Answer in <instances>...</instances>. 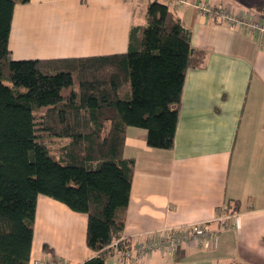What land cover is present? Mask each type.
Listing matches in <instances>:
<instances>
[{
    "label": "crops",
    "instance_id": "crops-1",
    "mask_svg": "<svg viewBox=\"0 0 264 264\" xmlns=\"http://www.w3.org/2000/svg\"><path fill=\"white\" fill-rule=\"evenodd\" d=\"M150 0H29L13 10L8 46L14 59L77 58L123 52ZM168 3L191 32L204 63L187 70L174 144L151 148L146 130L128 126L123 156L134 159L123 237L207 222L209 248L195 243L106 264H264V38L229 27L195 7ZM259 17L264 0H204ZM233 203L238 208L228 212ZM228 213L226 224L214 219ZM87 216L39 194L29 264H79L93 256ZM44 245L50 251L44 250Z\"/></svg>",
    "mask_w": 264,
    "mask_h": 264
},
{
    "label": "trees",
    "instance_id": "trees-1",
    "mask_svg": "<svg viewBox=\"0 0 264 264\" xmlns=\"http://www.w3.org/2000/svg\"><path fill=\"white\" fill-rule=\"evenodd\" d=\"M28 1L0 0V264H29L39 194L86 214L94 254L79 264H106L114 241L130 244L122 235L134 172L123 156L126 128L145 129L151 148L171 149L186 72L205 52L168 3L150 0L123 52L14 59L13 10ZM43 135L68 138L56 157Z\"/></svg>",
    "mask_w": 264,
    "mask_h": 264
},
{
    "label": "built area",
    "instance_id": "built-area-1",
    "mask_svg": "<svg viewBox=\"0 0 264 264\" xmlns=\"http://www.w3.org/2000/svg\"><path fill=\"white\" fill-rule=\"evenodd\" d=\"M171 4L184 3L186 0H170ZM197 10L207 16L215 15L229 27L241 26L247 28L252 34H260L264 38V11L259 17H252L248 12H233L226 6H212L202 0L196 3ZM228 213L223 209L214 219L219 225H225ZM207 222L189 223L183 226L171 227L163 231L151 232L142 240L128 244L123 249H118V242L111 246L113 255L117 258L143 256L151 251L169 252L180 245L195 243L209 248L214 240L215 233L208 228ZM31 264H44L42 261L33 260ZM68 264V263H65Z\"/></svg>",
    "mask_w": 264,
    "mask_h": 264
},
{
    "label": "rangeland",
    "instance_id": "rangeland-1",
    "mask_svg": "<svg viewBox=\"0 0 264 264\" xmlns=\"http://www.w3.org/2000/svg\"><path fill=\"white\" fill-rule=\"evenodd\" d=\"M3 82L7 85H12L9 80L4 79ZM42 109V108H41ZM43 142L48 144L50 146V152L53 156L56 157L57 150L61 144L66 142L68 140L67 137H56V136H47L43 135L42 136Z\"/></svg>",
    "mask_w": 264,
    "mask_h": 264
}]
</instances>
